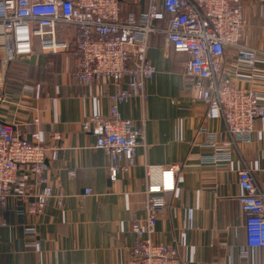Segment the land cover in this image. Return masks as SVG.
Segmentation results:
<instances>
[{
  "label": "crops",
  "instance_id": "1",
  "mask_svg": "<svg viewBox=\"0 0 264 264\" xmlns=\"http://www.w3.org/2000/svg\"><path fill=\"white\" fill-rule=\"evenodd\" d=\"M243 1L242 44L264 50V7L256 0ZM119 4L122 17L147 9L146 0H120ZM147 56L157 74L146 83V100L135 97L119 105L122 118L144 131L147 148H137L135 164L114 183L109 180L108 156L95 148V136L80 128L81 121L92 115L108 117L114 83L104 79L81 85L73 76L75 54L43 50L38 39L31 55L8 65L0 123L12 125L26 137L38 131L42 142L56 150L46 160L54 196L36 233L26 231L34 220L17 213L27 205L24 197L34 194L27 169L19 172L13 195L0 206V216L9 224L0 228V264H133L131 227L144 216L146 164L178 169L176 191L165 195L157 240L177 247L187 264H264L263 249L245 246L244 217L237 202L242 160L235 154L226 167L202 162L212 150L197 133L201 126L216 133L221 142L228 137L221 120L206 119V105L196 101L186 85L188 56L166 47L164 33L150 36ZM236 58V50L228 48L223 73L236 85L248 87L245 75L236 68ZM259 73L264 75V65ZM257 91L264 94V87L258 86ZM242 152L264 184V118L256 121L252 142L243 145ZM69 169L75 170L74 177ZM86 188L92 193L83 197ZM60 193L65 194L61 208L56 203ZM31 243H37L36 249L26 247ZM242 249L247 251L245 257Z\"/></svg>",
  "mask_w": 264,
  "mask_h": 264
},
{
  "label": "built area",
  "instance_id": "2",
  "mask_svg": "<svg viewBox=\"0 0 264 264\" xmlns=\"http://www.w3.org/2000/svg\"><path fill=\"white\" fill-rule=\"evenodd\" d=\"M137 0H133L136 2ZM146 11L121 16L120 0H0V100L8 65L18 57L29 56L38 39L43 50L75 54L73 76L81 85L111 80L116 92L110 96L109 115H92L80 123L81 131L95 136V148L109 158V180H119L136 161L139 146L147 148L144 131L123 119L119 105L130 99L147 98L146 83L157 74L148 59L150 36L165 34V45L176 53L186 54L185 81L194 99L206 105L208 120H221L228 141L201 126L197 133L204 138L212 154L203 163L226 167L236 154L243 162L238 172L241 194L237 197L244 217L245 246L264 250V184L243 157L242 146L250 144L255 123L264 118V50L242 44L246 26L243 0H146ZM264 7V0H256ZM158 23H165L160 28ZM236 50V68L249 84L241 87L224 75L226 50ZM238 73V71H237ZM236 73V74H237ZM39 94V88H37ZM39 118L34 123L39 124ZM56 147L45 144L40 132L26 137L10 124L0 123V206L13 195L19 172L27 169L33 177L25 196L27 205L17 209L20 215L34 220L28 233H36L49 200L54 196L47 175V155ZM123 162L124 164H121ZM178 169L145 165L144 216L134 220L131 230L133 264H187L177 247L156 239L157 223L166 206L165 195L176 191ZM74 177L75 170L69 169ZM92 193L86 188L83 197ZM65 194L57 196L62 207ZM8 222L0 216V228ZM36 249L37 243L26 245ZM247 251L242 249L241 256Z\"/></svg>",
  "mask_w": 264,
  "mask_h": 264
},
{
  "label": "trees",
  "instance_id": "3",
  "mask_svg": "<svg viewBox=\"0 0 264 264\" xmlns=\"http://www.w3.org/2000/svg\"><path fill=\"white\" fill-rule=\"evenodd\" d=\"M10 70H11V69H10V67H9L8 72H9Z\"/></svg>",
  "mask_w": 264,
  "mask_h": 264
},
{
  "label": "rangeland",
  "instance_id": "4",
  "mask_svg": "<svg viewBox=\"0 0 264 264\" xmlns=\"http://www.w3.org/2000/svg\"><path fill=\"white\" fill-rule=\"evenodd\" d=\"M9 67V66H8Z\"/></svg>",
  "mask_w": 264,
  "mask_h": 264
}]
</instances>
